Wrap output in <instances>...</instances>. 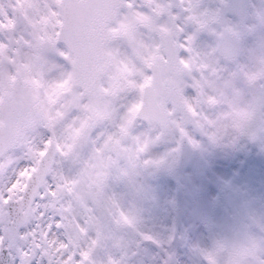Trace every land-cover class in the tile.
<instances>
[{
  "label": "snow or ice",
  "instance_id": "1",
  "mask_svg": "<svg viewBox=\"0 0 264 264\" xmlns=\"http://www.w3.org/2000/svg\"><path fill=\"white\" fill-rule=\"evenodd\" d=\"M16 6L23 15L0 18V29L6 22L20 26L0 39V153L23 150L7 146V123L20 110L3 89L26 92L27 74L45 92L64 94L48 122L30 129V146L0 185V201L11 211L16 205L7 188L17 177L49 157L58 165L44 172L33 197L35 219L16 228L31 247L13 255L6 230L0 253L8 250L12 264H192L193 258L264 264V208L256 211L241 198L226 222H213L221 196L239 191L231 179L198 189L205 214L195 238L178 240L174 223L158 230L144 215L149 178L176 177L185 149L251 148L264 155V0H16ZM117 37L123 52L106 46ZM101 57L112 61L108 74ZM65 184L80 193L71 215L43 206ZM40 235L54 237L53 252L35 243Z\"/></svg>",
  "mask_w": 264,
  "mask_h": 264
},
{
  "label": "rangeland",
  "instance_id": "2",
  "mask_svg": "<svg viewBox=\"0 0 264 264\" xmlns=\"http://www.w3.org/2000/svg\"><path fill=\"white\" fill-rule=\"evenodd\" d=\"M13 0H0V18H3V14L7 13L8 16L12 15ZM18 26L16 29H18ZM5 30L0 29V39H5ZM11 33L15 36V32ZM115 41L113 42V46ZM120 49V48H119ZM122 52V50L120 49ZM20 50H17V55H20ZM103 65V63H102ZM108 66L106 73L110 71L112 67V61L107 60L103 69ZM27 73V69L25 70ZM53 76L58 73H52ZM25 78H28L27 74ZM28 81L32 85V94L36 99L37 114L31 127L27 129L16 145L22 147V151L16 154L5 153L0 158V185L4 184L5 171H11L15 163L16 155H25L26 150L30 146V129L37 123H47L49 117V110L55 106L58 101V97L64 93L57 90H48L45 92L39 84L34 80ZM7 89H3L5 92ZM257 150L247 149H215L210 146H206L204 151H196L194 159L191 161L190 166L186 168H180L176 177L170 176L165 173H158L148 180V186L150 190V198L145 202V217L146 223L149 225H156L158 230L160 227H171L173 223L177 228V239L181 234L192 236L195 238V233L198 226L202 223V217L205 214L203 204L197 198V191L202 184H212L215 179H231L233 183L238 187L239 191L234 193H227L221 196V199L217 205L218 214L214 217L213 222H226L230 217L229 213L232 208L233 201H238L241 198L250 201L251 207L259 211L264 208V155H260L258 159H254ZM30 155V154H29ZM246 155V156H245ZM38 156V154H37ZM241 161L244 162V168L238 170V166ZM58 167V165H53ZM252 167L251 175H249V167ZM70 162L65 163L63 171L68 173ZM30 169L26 170L23 176L17 177L15 182L7 188L9 197H16L20 194L24 179ZM180 189H171L172 184L179 180ZM116 191H121L122 186H114ZM215 192V189H213ZM65 195H71V201H65L61 203V197ZM80 199V193L75 190V186L72 184H65L64 187L59 190L57 196L43 205L47 208L62 209L71 215L74 211V202ZM170 201L175 202V207L172 206ZM36 205L32 203V206L27 214L25 224H29L36 217ZM4 208L0 205V227L2 225L1 215ZM71 221H68L65 225L66 228H70ZM46 228L37 229L38 233H45ZM54 237L40 235L35 243H38L42 250H47L48 253L53 252L56 249L55 243H53ZM31 238H21L18 235L16 244L13 246L12 254L15 255L14 249L21 247H31ZM59 251L58 249L56 250ZM147 259V257H144ZM12 261L10 259V263ZM192 264H197L195 258L192 260Z\"/></svg>",
  "mask_w": 264,
  "mask_h": 264
},
{
  "label": "water",
  "instance_id": "3",
  "mask_svg": "<svg viewBox=\"0 0 264 264\" xmlns=\"http://www.w3.org/2000/svg\"><path fill=\"white\" fill-rule=\"evenodd\" d=\"M27 86V84H26ZM12 104L18 111L15 118L11 119L7 123L8 127V140L7 146H11L15 143L21 132L27 128L31 123V115L34 113V103L29 96V87L27 86V91L24 93L14 94L11 93L7 95ZM2 153H0L1 155ZM52 163L51 157L48 160L42 161L37 165L36 170H32L31 174L27 178L26 187L24 188L23 194L16 200H12L16 207L13 210L7 209L5 212L4 219L7 222L8 217L11 216L13 220L8 222V227L4 228L9 231L11 240H14L16 234V228L22 223L23 218L27 212V209L32 201L33 195L35 194L37 188L43 180L44 172L48 171ZM37 171L39 174H37ZM29 184L31 187L29 188ZM23 209V210H22ZM0 264H7L5 260L4 251L0 253Z\"/></svg>",
  "mask_w": 264,
  "mask_h": 264
},
{
  "label": "flooded vegetation",
  "instance_id": "4",
  "mask_svg": "<svg viewBox=\"0 0 264 264\" xmlns=\"http://www.w3.org/2000/svg\"><path fill=\"white\" fill-rule=\"evenodd\" d=\"M253 2H256L258 3L259 0H253ZM147 38V37H146ZM116 40L118 41V45H119V48L122 50V52L124 51V48L126 47V45L124 44V42L122 41V39H120L119 37L116 38ZM105 66V65H104ZM108 69V66L105 67V71Z\"/></svg>",
  "mask_w": 264,
  "mask_h": 264
}]
</instances>
